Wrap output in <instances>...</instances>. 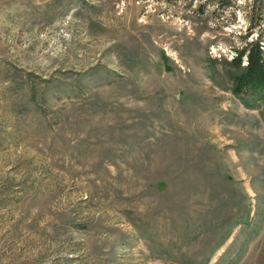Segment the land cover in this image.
<instances>
[{
    "label": "rangeland",
    "instance_id": "374dc122",
    "mask_svg": "<svg viewBox=\"0 0 264 264\" xmlns=\"http://www.w3.org/2000/svg\"><path fill=\"white\" fill-rule=\"evenodd\" d=\"M256 37L264 0H0V264H264Z\"/></svg>",
    "mask_w": 264,
    "mask_h": 264
},
{
    "label": "trees",
    "instance_id": "16d2710c",
    "mask_svg": "<svg viewBox=\"0 0 264 264\" xmlns=\"http://www.w3.org/2000/svg\"><path fill=\"white\" fill-rule=\"evenodd\" d=\"M223 60L231 67L229 79L233 94L255 95L264 100V49L259 37L245 41L231 58Z\"/></svg>",
    "mask_w": 264,
    "mask_h": 264
}]
</instances>
